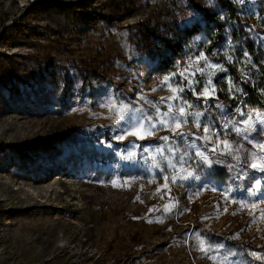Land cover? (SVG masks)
<instances>
[{"label":"rangeland","instance_id":"rangeland-1","mask_svg":"<svg viewBox=\"0 0 264 264\" xmlns=\"http://www.w3.org/2000/svg\"><path fill=\"white\" fill-rule=\"evenodd\" d=\"M209 15L225 42L213 44ZM234 31L264 51V0H0V264H264V172L249 167L264 155L259 112L237 102L204 115L186 90L201 128L163 116L180 102L162 81L186 85L178 74L201 52L194 87L211 80L214 96L199 99L219 100ZM250 116L253 143L232 131ZM149 120L144 139L125 134ZM225 141L238 151H210ZM185 152L192 175L172 184L168 161Z\"/></svg>","mask_w":264,"mask_h":264},{"label":"snow or ice","instance_id":"snow-or-ice-1","mask_svg":"<svg viewBox=\"0 0 264 264\" xmlns=\"http://www.w3.org/2000/svg\"><path fill=\"white\" fill-rule=\"evenodd\" d=\"M208 2L212 3V0H208ZM237 2H243V0H237ZM261 39L264 40V37H262ZM202 40H203V37H198L197 41H194V43H197L198 41H202ZM229 46H231V42H229ZM245 55L247 56L248 53L245 52ZM206 60H207V57L202 52L200 53V55L198 57H196L195 61H192L191 59L189 60V67L186 68L183 72H180L178 74V75L182 76L184 78V80L187 81L186 85L181 84L179 87H176V88L172 87V84L170 83V81L172 80L173 76L177 75L176 73H173L170 76H166L164 78V80L162 81V84L167 85V87L172 92V96L168 97L167 99L180 102L179 107H178V113L176 115H172V106L171 105H169L168 111L163 114L164 117L172 116V119L175 121L177 128L180 127L181 122H184V123L187 122V120L181 121L180 118H183V117L189 116V115L194 117L195 127L197 129L201 128V123H200L199 117L202 116L203 113H191V112H189L188 109L192 108V104L188 103V101L181 96V93H184L187 90V91H190L193 95H196L197 98L199 99L201 95H203L204 97H208L209 88H211V94L214 96L215 86L212 84L211 80H209L207 82V84L205 85L203 93L197 92L196 88L194 87V84L199 83V81L195 80L196 73H198V72L203 73L204 69L198 67L195 69V71H193L191 69V65L193 63L198 65V64H200L201 61H206ZM206 67L214 68L215 66L208 64V65H206ZM229 85H230V87H229L230 92L237 91L232 86L231 81H229ZM238 91H243V90L240 89ZM162 99H164V98H162ZM217 107H221V106L217 105ZM157 111L159 112V110H157ZM241 115H243V113H241ZM256 117H257V120L255 122L259 123L261 125H264V114L256 113ZM158 123H160L161 125L167 126L168 121L161 118L158 120ZM243 123H244L243 129L234 127L232 129V131L236 132L237 134H240L241 132H245L246 135L244 136V139L247 140L249 143H253V140L251 138V132L256 131V129L254 127V122L252 120V117L250 116L249 119L244 121ZM155 127H156V123L151 122V120H149L147 125H145L143 122H138L136 125H133L131 128L125 129V134L126 135H134L138 139H144L145 136L151 134L150 130L154 129ZM224 128L227 129L228 125L225 124ZM203 130H204L205 135L201 139H203L206 142H209L211 135H214L215 133H213L211 131L210 127H208V126H205ZM261 131L264 132V128H262ZM179 135L181 137H183L184 134L179 133ZM118 138L123 139L124 135H121ZM163 139L167 140L168 137H163ZM255 146L256 145H254V147ZM189 147H191L195 150V156H196L198 161H202L203 163L208 165L209 168L212 167L213 161L209 160V157L205 151H201L199 148L196 147L195 141H193L189 145ZM223 147H224V150L221 151V144L217 143L214 147H212L210 149V151L212 153L220 152L221 155H232L233 151H238V150H234L232 148V146L230 144H228L226 141L224 142ZM259 147L264 149V144H260ZM173 155L175 156V152H173ZM233 158L239 159L238 156H234ZM187 161H188V153L187 152H185L183 155H180L176 163H173L172 161H168V166L176 173L175 176L171 177V183L172 184H176L178 180L183 181V180H187L191 177L192 172L184 167V165L187 163ZM258 161H259L258 163H256V162L251 163L249 165V167H251L253 170H258V171L264 172V155L259 156ZM177 165H179V167ZM164 179L166 182L165 187H167V182L169 180V177L165 176ZM213 190H216V189L213 188ZM225 199L226 200L229 199V195L227 192L225 193ZM262 218H264V213H262ZM209 247H210V245L205 246L204 242L201 241V243H200V250L201 251L207 252ZM259 258L264 259V256L259 257Z\"/></svg>","mask_w":264,"mask_h":264},{"label":"trees","instance_id":"trees-1","mask_svg":"<svg viewBox=\"0 0 264 264\" xmlns=\"http://www.w3.org/2000/svg\"><path fill=\"white\" fill-rule=\"evenodd\" d=\"M208 18L215 22L216 37L214 38V45L225 42V37L221 35L220 30L222 24L219 23L212 15ZM188 32L187 34H189ZM231 45L233 60L231 62H225L232 86L239 87L243 91H240L236 99H232V92L229 91V81L221 79V82H217L218 91L217 98L222 103H228L235 106L238 103L248 107H261L264 108V51L261 44L256 41L253 42L248 38H244L242 41L238 37V33L234 31L231 34ZM213 38V34L211 35ZM236 43V44H235ZM173 51L179 50V45L170 47ZM245 52L248 55H245ZM213 240L212 236L208 237Z\"/></svg>","mask_w":264,"mask_h":264},{"label":"crops","instance_id":"crops-1","mask_svg":"<svg viewBox=\"0 0 264 264\" xmlns=\"http://www.w3.org/2000/svg\"><path fill=\"white\" fill-rule=\"evenodd\" d=\"M215 78H218L217 75ZM194 102L196 103H203V111H204V115H205V110L208 109V114H212L214 113L215 111L216 112H219V114H221L219 117H222V116H225L227 113H228V110H229V104L228 103H222L220 100H216V98H213L212 100H209L206 102V104L208 105L207 107L206 104H205V101L204 100H201V99H193ZM211 103V104H210ZM217 105L221 106V107H217ZM251 111L253 110H257L259 113L261 114H264V108H261V107H250L249 108ZM248 112V111H247ZM246 112V113H247ZM228 173L227 171L224 169L223 172L221 173H218V175H215V186L218 187V188H222L221 185L223 184V182L228 178Z\"/></svg>","mask_w":264,"mask_h":264}]
</instances>
